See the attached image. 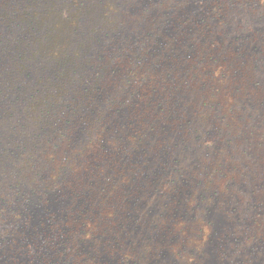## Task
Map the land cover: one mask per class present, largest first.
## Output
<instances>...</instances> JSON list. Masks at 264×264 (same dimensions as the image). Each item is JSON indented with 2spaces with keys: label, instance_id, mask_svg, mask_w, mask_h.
I'll return each mask as SVG.
<instances>
[{
  "label": "trees",
  "instance_id": "trees-1",
  "mask_svg": "<svg viewBox=\"0 0 264 264\" xmlns=\"http://www.w3.org/2000/svg\"><path fill=\"white\" fill-rule=\"evenodd\" d=\"M13 1L0 0L3 26ZM116 4L45 3L29 10L24 37L1 40L12 47L0 65V232L10 242L2 263L163 264L167 253L190 262L188 249L198 252L214 221L195 230L182 217L178 228L157 220L151 238V187L172 209L194 182L220 209L236 203L239 188L258 189L248 231L233 237L242 252H264V88L253 65L201 54L166 71L165 59L183 46L155 28L164 14ZM190 24L181 22L182 35ZM190 136L215 151L201 178L185 167ZM21 216L25 233H9L3 223Z\"/></svg>",
  "mask_w": 264,
  "mask_h": 264
},
{
  "label": "rangeland",
  "instance_id": "rangeland-1",
  "mask_svg": "<svg viewBox=\"0 0 264 264\" xmlns=\"http://www.w3.org/2000/svg\"><path fill=\"white\" fill-rule=\"evenodd\" d=\"M17 1L14 0L10 4L11 11L9 12L8 24L3 26L0 23L1 67L2 63L6 62L7 58L11 55L10 50L12 49L11 46H2L1 40L2 42L7 41L9 45H12L20 37L26 35L23 33L24 28L22 24L29 17V10H35L39 5H45V3H53V5L57 6L59 3H69L71 0H29L28 5L26 4L27 8H24L25 4L16 6ZM116 3L127 7V10L132 15L134 13L142 14L145 10L151 12V16L159 12L164 14L163 20L161 23L156 22L155 28H161V33L170 30L167 35L170 38L172 35L175 42H181L180 46H183V49L178 51V53L172 54L165 59L164 66L166 71L171 69V65L175 61L187 65L188 58L192 56L198 58L201 54H214L212 56L215 59L220 58L222 61H230L233 59L232 56L239 55V60L253 65L251 69L252 77L254 81L264 88V0H116ZM171 17L172 19H169ZM179 18L181 21L177 20ZM186 18H190L191 23L188 26L191 29L187 37L181 34V29L184 27L181 25V22L186 20ZM143 25H146L144 21ZM160 31L156 30V33ZM183 33L186 35V32ZM206 43H212V46L209 48ZM149 51H151V46ZM163 62L159 66H162ZM140 91L141 96H143L147 92V88H142ZM135 103L137 104V100H135ZM197 142L194 141L193 136L186 139V148H189V154L192 156H190L189 164L186 163L185 167L188 172H192H190L191 177L201 178L200 176L211 171L210 164L215 159V151L211 148L206 149L205 147L198 146L196 145ZM185 145H180L179 148L182 149ZM188 151L177 150L176 152L186 155L185 153ZM149 154L151 155L152 163L153 157L157 155L153 144H151ZM153 165L151 164V166ZM206 167L209 170H206ZM153 177V184H155V176L153 175ZM201 185L194 182L192 185L187 184L184 186L181 191L182 194L176 200L177 205L175 206L174 204V208L172 209L165 207V201L160 203L161 196L154 191V185H152L151 238L157 236V230L161 227L159 222L174 220L176 228H178L180 225L179 217H182L181 221L186 224L189 223L195 230L201 226L203 220L207 222L209 219H212L215 223V227L209 234L207 241L203 243L198 252L191 248L188 249L187 256L193 258L192 261H179L178 259H174L173 254L167 253L162 263L264 264L262 247L257 248L256 246L249 245L248 252H242L240 245L236 248L238 244H242V239L235 240L233 237V234L236 232L240 234L241 232L248 231L249 225L245 224L244 220L252 219L255 210L250 206V202H253L255 198H261L258 195V189L256 190L252 186L239 189L237 187L240 191V197L237 201L235 200L236 203L230 204L228 208L221 206L220 209L218 208L217 197H212L208 202L207 192L202 189ZM235 188H233V192ZM193 192H196L192 199L195 200L194 205L191 204V201L190 203L186 201V198L190 197ZM51 202L52 206L55 205L53 200ZM257 207H259L258 204ZM55 210L57 209L55 208ZM203 210H206L205 213L200 215L199 212ZM40 215V213H35L33 217L37 218ZM144 215L149 216V211ZM12 221L7 220L3 223L4 227L8 228L9 233H13L12 231H15V228H19V232L17 233H25V230H22V216L16 219L15 223ZM194 222L197 223L194 224ZM11 223H13L12 226H10ZM205 224L203 223V225ZM189 230L192 231L191 228ZM162 233L159 232V235ZM239 236V238L243 237V235ZM5 239L8 240L3 232H0V264L4 260L3 252L8 253L9 250L8 246L10 242H5ZM2 264H9V262L5 261Z\"/></svg>",
  "mask_w": 264,
  "mask_h": 264
}]
</instances>
